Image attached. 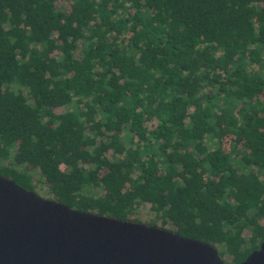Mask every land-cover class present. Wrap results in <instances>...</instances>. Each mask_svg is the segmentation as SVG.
<instances>
[{
    "label": "trees",
    "instance_id": "1",
    "mask_svg": "<svg viewBox=\"0 0 264 264\" xmlns=\"http://www.w3.org/2000/svg\"><path fill=\"white\" fill-rule=\"evenodd\" d=\"M0 175L147 203L238 264L264 240V0H0Z\"/></svg>",
    "mask_w": 264,
    "mask_h": 264
},
{
    "label": "water",
    "instance_id": "2",
    "mask_svg": "<svg viewBox=\"0 0 264 264\" xmlns=\"http://www.w3.org/2000/svg\"><path fill=\"white\" fill-rule=\"evenodd\" d=\"M0 264H225L214 245L79 210L0 175ZM238 264H264V240Z\"/></svg>",
    "mask_w": 264,
    "mask_h": 264
},
{
    "label": "rangeland",
    "instance_id": "3",
    "mask_svg": "<svg viewBox=\"0 0 264 264\" xmlns=\"http://www.w3.org/2000/svg\"><path fill=\"white\" fill-rule=\"evenodd\" d=\"M34 190L39 195L45 198H50V194L48 192V188L46 184L38 182L37 184H34ZM151 217L152 214L148 209V204L142 203L138 208V214H137L138 221L148 223V220L152 219ZM164 227L170 230L172 229V226L168 223L165 224Z\"/></svg>",
    "mask_w": 264,
    "mask_h": 264
}]
</instances>
